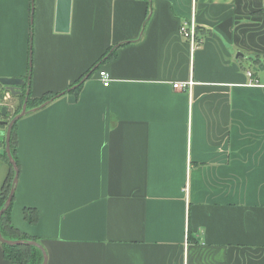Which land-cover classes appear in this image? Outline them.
Returning <instances> with one entry per match:
<instances>
[{
	"label": "crops",
	"instance_id": "obj_1",
	"mask_svg": "<svg viewBox=\"0 0 264 264\" xmlns=\"http://www.w3.org/2000/svg\"><path fill=\"white\" fill-rule=\"evenodd\" d=\"M263 3L70 0L60 32L57 0H0V79L53 96L16 122L9 215L46 264H264Z\"/></svg>",
	"mask_w": 264,
	"mask_h": 264
},
{
	"label": "trees",
	"instance_id": "obj_2",
	"mask_svg": "<svg viewBox=\"0 0 264 264\" xmlns=\"http://www.w3.org/2000/svg\"><path fill=\"white\" fill-rule=\"evenodd\" d=\"M148 4L150 6L151 2L148 0ZM111 48L81 77L79 78L75 83H73L71 85V87L77 85L83 77H85L86 75L91 76V74L93 73V69L97 64H100V62L107 57V59H109L111 56L114 55L115 50L113 52H111ZM99 67H97L95 69L98 70ZM100 71V70H98ZM82 84L78 85L74 91H78L81 88ZM26 87L23 86L21 88L22 94L21 95H17L15 96L18 100L17 105L15 107V110L13 112V114H6V116H4V119L6 121H10L11 119H13L15 117V115L19 114L21 107L23 105L24 102V98H25V92H26ZM4 91L5 89H0V99H2L3 95H4ZM13 97V96H11ZM53 98L52 95L49 96H44L43 98H41L38 101H32L30 98V94L28 97V102H27V110H31V108L33 107H37L42 105L43 103H45L46 101H49ZM11 118V119H9ZM15 126L16 123L13 125L12 130H11V136H10V150H11V155L12 158L17 166V168L19 169V162H18V158L16 156V133H15ZM1 157L4 159V161L8 164L9 167V173L5 179L4 185L0 191V209L3 207V205L5 204L11 186H12V181H13V177H14V171L13 168L11 166V164L9 163L6 154L3 153L1 155ZM10 208L11 205L9 206V208L5 211V213L2 215V217L0 218V231L1 234L3 235V237L7 240H11V241H16V240H23V241H27V240H31L33 241L32 238H28L22 234H20L11 224L10 221ZM24 218L25 220L30 223V224H34L37 221V213L35 210L32 209H25L24 210ZM189 238L191 239V234L189 232ZM35 241V240H34ZM3 247V252H4V257L5 259L10 263V264H42L43 261V256L40 252V250H38L37 248L34 247H30V246H26V245H21V246H10V245H6V244H2Z\"/></svg>",
	"mask_w": 264,
	"mask_h": 264
},
{
	"label": "water",
	"instance_id": "obj_3",
	"mask_svg": "<svg viewBox=\"0 0 264 264\" xmlns=\"http://www.w3.org/2000/svg\"><path fill=\"white\" fill-rule=\"evenodd\" d=\"M149 1L151 2L152 0H149ZM56 20H57V25H56L57 31L67 32L68 28H69V20H70V0H57V17H56ZM113 49H111L110 53L113 51ZM30 65H31V63H30ZM97 67H98V65H96L92 71L94 72ZM87 77H88V75L83 77V79L76 86L82 84ZM29 80H30V76H28L26 81H23L20 79H0V86L4 87V89L6 91H8L12 96L21 95L19 88L22 86H25V85L27 86V90L25 92L24 102H23V105L21 107L20 113L18 115H16L13 119H11L9 122H4V121L0 120V125L6 126L5 154H6V157L9 161V163L11 164V166L13 168V171H14V177H13L12 186H11L8 198L5 202V204L3 205V207L0 209V218L5 213V211L9 208V206L11 205L13 197H14L15 187H16V184L18 182L19 170H18V168H17V166H16V164L12 158V155H11L10 136H11V130H12L13 125L21 117H23L24 115H26L29 112L27 110L28 93H29V91H28ZM47 103H48V101H46L45 103L40 105V107H43ZM7 112H8V108L6 106H3L0 109L1 116H3V117L6 116ZM0 242L2 244H6V245H10V246L26 245V246L37 248L38 250H40V252L43 256L42 264H46V262H47V256H46L45 250L43 249V247L39 243H37L35 241H31V240H27V241L7 240L2 236L1 231H0Z\"/></svg>",
	"mask_w": 264,
	"mask_h": 264
},
{
	"label": "built area",
	"instance_id": "obj_4",
	"mask_svg": "<svg viewBox=\"0 0 264 264\" xmlns=\"http://www.w3.org/2000/svg\"><path fill=\"white\" fill-rule=\"evenodd\" d=\"M263 7H264V3H263ZM180 34L184 39H186L189 42L191 51H193V49L197 46V38H196L197 27L193 19H190L182 23V25L180 26ZM248 75L250 74L248 73ZM98 78L102 82V85L104 87H107L111 81L110 75L104 70L98 71ZM193 84L194 83L192 81L175 83L173 85V88L179 90H185L190 88ZM10 99H11L10 94L5 93L2 99H0V109L3 106L10 107V104L8 103Z\"/></svg>",
	"mask_w": 264,
	"mask_h": 264
},
{
	"label": "rangeland",
	"instance_id": "obj_5",
	"mask_svg": "<svg viewBox=\"0 0 264 264\" xmlns=\"http://www.w3.org/2000/svg\"><path fill=\"white\" fill-rule=\"evenodd\" d=\"M254 84H256V83H254ZM26 89H27V88H26ZM7 93H9V92L7 91ZM9 94H10V93H9ZM10 96H12V95L10 94ZM10 101L12 102V105H14V101H13V99H12V100L10 99L9 102H10ZM7 108H8V107H7ZM20 111H21V110H20ZM28 111H29V110H28ZM19 113H20V112H19ZM17 115H18V114H17ZM15 116H16V115H15ZM5 122H9V121H5Z\"/></svg>",
	"mask_w": 264,
	"mask_h": 264
}]
</instances>
